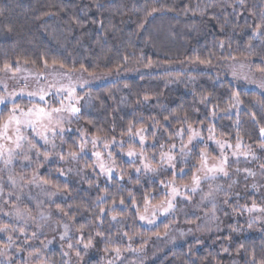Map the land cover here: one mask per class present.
<instances>
[{"label":"trees","instance_id":"1","mask_svg":"<svg viewBox=\"0 0 264 264\" xmlns=\"http://www.w3.org/2000/svg\"><path fill=\"white\" fill-rule=\"evenodd\" d=\"M197 57L209 62L199 63ZM231 59H248L255 71L264 69V0H0V72L5 63L12 70L26 64L40 71L44 60L67 70H81L83 65L87 73L147 69L148 74L82 92L79 124L107 141L146 129L153 148L164 151L179 143L177 130L191 124L202 134L212 127L217 138L242 140L252 147L264 143V93L191 67L195 62L220 69ZM149 61L152 65L146 67ZM234 93L243 101L240 111L225 113ZM0 108L4 119L8 110ZM72 141L65 143L73 151ZM198 148L178 159L177 172L185 170L182 177L176 176L180 183H186L196 169ZM40 177L63 196L57 206L70 231L78 239L83 234L85 243L91 237L90 247L96 253L105 248L122 250L128 242L141 244L163 231L162 225L149 229L138 220L145 206L161 202L165 194L156 179L135 172L132 162L118 161L111 179L96 174L72 184L55 171ZM6 244L0 239V247ZM253 253L257 262L264 259V233H224L186 240L149 264H252ZM87 261L82 264L100 260L94 256ZM44 263L70 264L56 248L47 251Z\"/></svg>","mask_w":264,"mask_h":264},{"label":"rangeland","instance_id":"2","mask_svg":"<svg viewBox=\"0 0 264 264\" xmlns=\"http://www.w3.org/2000/svg\"><path fill=\"white\" fill-rule=\"evenodd\" d=\"M18 67L19 71H15V73L13 70L0 72V94L6 95L8 92L18 91L25 86L26 90L35 91L51 83L57 87L61 84H71L76 88V96L80 98L82 92L88 88L148 74L146 68L122 70L113 73H93L94 76H90L85 71L67 70L58 65L43 67L40 71L26 64L18 65ZM191 67L212 71L219 80L228 79L233 83L242 84L246 90L264 93V87H262L264 85V72L255 71L248 59H231L220 69H215L209 64H197L195 62L191 64ZM41 73L47 79L42 78ZM83 81H88V83L81 88L79 85ZM5 85L7 86L6 89ZM61 99H64L63 94L49 97L48 103L53 107H59ZM29 101L26 106L39 103L38 98H33ZM68 103L69 101L64 99V104L67 105ZM230 104H234L233 99ZM229 105L225 113L237 114L240 111L241 105L233 108H229ZM76 107L80 108V99L76 103ZM63 117L61 127L70 129V131L64 132L62 137L57 135L54 138L55 149H52L51 145L41 147L44 142L37 137L33 142L36 143L41 153L39 158L34 153H28L31 157L30 161H24L22 155L15 156L13 162L9 165H5L3 159H0V177L3 178L0 180V186L3 187V192L0 193V224L14 222V216L5 215V213L13 211V205L21 209H29L31 217L35 218L34 220L29 219L26 226L22 223L14 225L17 228L25 226L26 235L21 234L19 231L0 232V239L7 242L4 247H0V264H14L16 260L22 261L24 264H45L44 259L47 251L52 248L59 249L70 264L87 263V260L94 256L99 257V264H109V261H113V264H149L168 249L189 239L203 240L224 233H233V235H261L264 233V212L259 211L260 208H264V169L261 168V165H264V149H261V144L252 147L242 140L235 139L231 141L217 138L212 132L208 131L206 134L201 133L202 142L197 138L189 144L188 136L190 133L187 132L183 139L178 136L180 144L178 143L172 151V154L176 157L174 161L175 169H169L166 164L162 165L160 163V153L168 152L173 143L171 146L167 145L164 151L158 150L153 148L155 146L153 140L151 142V140L147 139L146 133L143 131L140 135L145 137L146 143L142 148L138 142L139 136L136 135L138 129L131 137L124 136V139H115L117 141L116 144H112L111 141H107L104 138H98V144L93 148L92 144L88 142L85 145L84 153L81 154L79 145L82 142V137L80 133H83V139L88 141L94 136L89 133L87 128L79 124V114L73 116L65 112ZM194 129L200 131L196 127ZM25 134L29 138L34 136L31 131H27ZM8 135L14 134L9 131ZM210 135L213 137L211 140L208 139ZM49 139L53 138L49 136ZM67 139L74 140L72 142L75 144L74 148L76 150L72 151L73 146L69 147V143L66 146L65 140ZM216 141L225 144L223 152ZM120 142H123L122 145ZM0 143L5 144L6 147L12 146L10 142L4 140H0ZM104 143L109 144L107 149L104 148ZM237 143L240 144L239 148L236 147ZM182 144L186 145L184 154L180 152ZM196 145L200 146L198 148L200 153H205L208 167L218 166L223 156H227L228 161L225 165V170L229 175L224 176L222 173H217L215 178H205V171L201 168L202 157H200V161L189 180L186 183H180L176 178L182 177L185 170H183L182 174L177 172V166H180V164L177 165L178 159L181 160L187 151ZM228 145H231V147H228ZM129 149L136 152L143 151L145 162L157 169L156 172L142 170V173L156 179L160 185L161 181H174L175 186L181 192V195H178L174 200V209L170 210L169 213L157 210L153 223H148L147 219L140 220L139 216L144 215L148 219H153V211L169 198L166 192H170L171 186L162 188L165 195L161 202L148 204L137 215L143 227L154 229L158 225H162L164 226L163 231L156 238L141 244L125 243L119 259L116 258L115 252L103 250L101 252L99 250L101 253L99 251L96 253L93 247L85 250L82 244L69 249L68 244L76 245L78 236L76 232L70 231V227L63 217L65 215L57 206L63 196L48 184H43L40 175L47 171H55L58 177L72 184L85 181L86 178L93 177L96 174L101 178H106L108 176L101 173L98 167L95 169L92 167L98 163L92 155L94 151H100L106 165L113 168L112 176L117 174L118 161L132 162L134 168L142 167L139 158L126 155ZM46 150L49 152L47 160L43 157V153ZM109 151L112 153L111 159L107 156ZM61 152L65 157L64 160H60L57 156V153ZM69 152H77V158L71 159L68 156ZM233 153H237V155H233ZM245 153L248 155H245ZM88 160L91 162L90 165H88ZM237 169H240V171H237ZM244 169H248L254 175H248ZM9 175L17 180L16 185L13 186L8 182L7 178ZM194 175L201 177L199 187L195 192L186 191L184 185L192 186V177ZM21 177H23V180H21ZM210 190L213 193L212 197L201 199ZM9 193L13 195L9 196ZM17 196L19 199L16 198ZM186 197H191V199H186ZM225 199L228 200L227 204L224 203ZM253 203L257 205V210L253 212H248L243 207L244 205L251 207ZM213 205H215V209H213ZM249 224H251V227H249ZM65 225L68 226V232L61 239L65 232ZM33 232H36L35 237L32 236ZM9 236L12 237L11 242L8 240ZM136 249L142 250L137 251ZM36 250H39V254H36ZM76 251L80 252L79 258L75 254ZM64 253H68V255H64Z\"/></svg>","mask_w":264,"mask_h":264},{"label":"snow or ice","instance_id":"3","mask_svg":"<svg viewBox=\"0 0 264 264\" xmlns=\"http://www.w3.org/2000/svg\"><path fill=\"white\" fill-rule=\"evenodd\" d=\"M153 12L156 11V9H152ZM150 14V13H149ZM261 29V25L257 24L256 25V32L259 33ZM221 47H223V44L221 43ZM125 60H127L128 58L125 57ZM197 60H199V58H196ZM209 61H204V60H199V63H208ZM55 61H53V65H55ZM19 64V62L17 61V65ZM44 67L47 68L48 67V62L47 60L43 61ZM152 65V62L149 61V63L147 65H145L146 67H150ZM60 67L62 68L63 65H60ZM3 70H12L11 69V65L8 63H5L3 66ZM81 70L82 71H87V69H84L83 65L81 66ZM15 71H19V67L17 66V68L15 70H13V72L15 73ZM260 71L264 72V69H261ZM65 75H67V73H65ZM90 76H94L93 73H89ZM233 75H235V73H233ZM41 77L44 79H47L46 76H44L43 73H41ZM88 83V81H83L80 83V87L83 88L86 84ZM5 89L7 88V86H4ZM262 87H264V85H262ZM63 94L64 99H67L69 101V103L67 105L64 104V99H61L59 101L60 106L59 107H53L52 105H50L48 103L49 97H53V96H57V95H61ZM24 98H28L29 100H32L33 98H38L39 103H33L31 104V106H22L21 103H19V100H22ZM79 97L76 96V88L74 86H72L71 84L69 85H64L61 84L59 87H57L55 84H47L43 87L38 88L35 91H30V90H26V86L24 88H20L18 91L14 90L12 92H8L6 95L4 94H0V106H4V108H7V106L9 104H11L10 108H7L8 110V115L6 118L4 119H0V140H4L7 142L11 143V147H6L5 144L0 143V159H3L4 164L5 165H9L13 162V159L15 156H23V160L24 161H30L31 157L28 155V153H34L35 156L37 158L40 157L41 153L39 152L36 143H34L33 141L38 137L39 139L43 140V145H41V147H46L48 145H51L52 149L56 148V144L54 142V138L57 135H60L61 137L63 136V133L66 131H70V129H65L63 127H61L62 121L64 119L63 117V113L67 112L70 113L71 115L75 116L77 114H79L80 112V108L76 107V103L79 102ZM203 99H208L207 97H204ZM232 99L234 100V104H230L229 108H233L236 107L238 105L243 104V101L240 100L239 98V94L238 93H234ZM144 100H148V97L145 96ZM3 112V109L0 108V113ZM212 116H215V110H213L212 112ZM168 117H165V120H167ZM185 121H187V117H185ZM203 126V125H202ZM9 131H11L14 135H8ZM27 131H31L32 133H34V136L32 138H29L28 135H26L25 133ZM146 131V129H140L137 131L136 135L139 136V144L141 145V147L143 148V146L145 145L146 141H145V137L143 135H140L141 132ZM187 131L188 133H190V135L188 136V142L189 144L192 143L193 140H196L197 138H199L201 140V142L203 141V137L201 135L200 131H197L196 129H194L192 127L191 124L187 125V129L185 128H180L177 130L176 135L181 137V139L183 138V134L184 132ZM208 131L211 133L213 131L212 127L208 128ZM129 132H131V126L129 127ZM261 134H262V138H264V128L261 129ZM81 137H82V142L79 145V149H80V153L83 154L84 150H85V145L90 142L93 146V148H95L98 144V138L97 137H92L90 141H88L87 139H83V133H80ZM49 136H51L53 139H49ZM208 139H213V137L210 135L208 137ZM112 144H116L117 141H115V139H113L111 141ZM121 145L123 142H120ZM216 143L220 146L222 152L223 149L225 148V144L221 143L220 141H216ZM104 148H108L109 144L108 143H104ZM161 147H163V145H161ZM228 147H231V145H228ZM237 148L240 147V144L237 143L236 145ZM261 149H264V143H262L260 145ZM186 145H181L180 148V152L181 154H184ZM175 149V145H172V147L169 149L168 152H161L160 153V163L162 165H167L169 169H175V163L174 161L176 160V157L172 154V151ZM77 152H69L68 156L71 159H76L77 158ZM92 155L96 158L97 160V164H94L92 167L95 169L96 167L99 168V171L103 174H106L108 176L109 179L112 178L113 175V168L109 165H106V163L103 160V156L102 153L100 151H94L92 153ZM126 155L128 157H137L140 159L141 165L142 167H136L134 168V171L137 173H140L142 170L146 171V172H156L157 169L152 167L151 164L145 162V157H144V152L140 151V152H136L132 149H129L126 153ZM202 160H201V168L205 171V178H215L217 173H222L224 176H228L229 173L225 170V165L227 164L228 161V157L227 156H223V159L221 160L220 164L218 166H212V167H208L207 166V158L205 156L204 152L200 153ZM233 155H237V153H233ZM245 155H248L247 153H245ZM57 156L59 157L60 160H64L65 157L63 155V153H57ZM107 156L109 159H111L112 157V153L111 151H109L107 153ZM43 157L44 159H48L49 158V152L46 150L43 153ZM261 168L264 169V165H261ZM237 171H240V169H237ZM244 171L248 174V175H254V173H252L251 171H249L248 169H244ZM183 170L181 169L179 174H182ZM175 174V173H174ZM210 174V176H209ZM3 178L0 177V180H2ZM8 182L10 184H12L13 186L16 185L17 180L9 175L8 176ZM119 179H123V177H119ZM21 180H23V177H21ZM200 180L201 177L194 175L192 177V186L189 185H184V188L186 191L189 192H195L200 184ZM43 184H48V181H42ZM161 186L164 188H168L169 186H171L170 188V192H166V195L169 196V198L167 200H165L164 202H162L161 205L157 206V209L153 211L152 213V217L153 219H148L146 216L144 215H140L139 219L140 220H146L148 223H153V220L157 214V210L163 212V213H169L170 210L174 209L175 205H174V200L178 195H181V192L179 190L178 187L175 186L174 181H168V182H164L161 181ZM253 187H255V185H253ZM3 192V187L0 186V193ZM12 193H9V196H12ZM213 193L210 190L208 193H205L204 196L201 197V199H205V198H209L212 197ZM17 199H19V197H16ZM186 199H191V197H186ZM145 203L147 204V201H145ZM224 203L227 204L228 200L225 199ZM124 204V200L121 199L120 200V205ZM133 204H135V201H133ZM248 212H253L255 210H257V205L255 203L252 204L251 207L244 205L243 206ZM213 209H215V205H213ZM235 210V209H234ZM62 211V210H61ZM259 211L264 212V208H260ZM105 212V210L103 208L100 209V213L101 215H103V213ZM5 215L9 216V217H15V220L13 223H6V224H0V232H16L19 231L21 234H27L26 233V225L28 224V220L29 219H35L34 217H31L30 215V210L29 209H21L19 207H17L16 205H13V211L9 212V213H5ZM117 217L115 215L112 216V220H116ZM22 223L25 226H21V227H15V224H20ZM65 232L64 235L61 237V239L64 238V236L67 235L68 232V226L65 225ZM249 227H251V224H249ZM81 229H83V226H81ZM97 235H103V233H97ZM124 236H127L128 234L125 232L123 233ZM159 235V234H157ZM165 235H167V233H165ZM32 236L35 237L36 236V232L32 233ZM129 240H131V237H128ZM9 242L12 241V237L9 236L8 237ZM83 245V248L85 250H87L90 246H92V239L91 237H89V239L87 240V242H84V237L83 234H81L80 239H78L76 241V245H73L72 243L68 244V248L69 249H73L74 247H77L79 245ZM137 251L142 250V249H136ZM105 251H109L108 248H105ZM113 251L116 254V258L119 259L121 256V249L119 247H116L113 249ZM225 251H227V249H225ZM36 254H39V250H36ZM76 256L79 258L80 257V252L76 251ZM64 255H68V253H64ZM252 264H264V259H261L260 261L257 262L255 254L253 253L252 257ZM109 264H113V261H109Z\"/></svg>","mask_w":264,"mask_h":264}]
</instances>
